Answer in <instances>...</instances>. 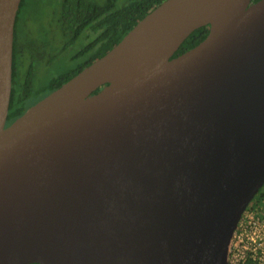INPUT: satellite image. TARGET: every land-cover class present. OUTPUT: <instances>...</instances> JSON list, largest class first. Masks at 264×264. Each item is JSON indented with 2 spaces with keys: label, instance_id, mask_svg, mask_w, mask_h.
Here are the masks:
<instances>
[{
  "label": "water",
  "instance_id": "water-1",
  "mask_svg": "<svg viewBox=\"0 0 264 264\" xmlns=\"http://www.w3.org/2000/svg\"><path fill=\"white\" fill-rule=\"evenodd\" d=\"M20 1L0 0V264H227L264 185V0H164L6 126Z\"/></svg>",
  "mask_w": 264,
  "mask_h": 264
},
{
  "label": "trees",
  "instance_id": "trees-1",
  "mask_svg": "<svg viewBox=\"0 0 264 264\" xmlns=\"http://www.w3.org/2000/svg\"><path fill=\"white\" fill-rule=\"evenodd\" d=\"M119 0H61L57 27L63 35V41L56 52L44 60L43 47L35 41L20 44L17 26L18 13L24 0L20 1L14 25V41L12 54V78L9 108L6 126L23 114L38 100L58 88L72 76L104 55L116 45L128 31L147 13L164 0H126L119 4ZM258 0H252L256 2ZM209 26H201L192 31L174 52L176 57L199 44L208 34ZM54 41V40H52ZM74 42H81L78 50L68 60L75 61L85 57L74 66L64 65L62 61H55ZM57 62L59 65L55 73L48 72L42 83L35 86L34 64L44 66ZM102 88L99 87L97 92ZM264 186L255 198L263 195ZM38 264V263H31Z\"/></svg>",
  "mask_w": 264,
  "mask_h": 264
},
{
  "label": "rangeland",
  "instance_id": "rangeland-1",
  "mask_svg": "<svg viewBox=\"0 0 264 264\" xmlns=\"http://www.w3.org/2000/svg\"><path fill=\"white\" fill-rule=\"evenodd\" d=\"M61 0H24V4L18 13L17 26L18 39L20 44L35 41L42 45L44 60L52 53L56 52L63 41V35L60 34L57 27V18L60 13ZM126 0H119V4ZM54 40V41H52ZM81 42H74L70 48L64 51L55 61H62L64 65L74 66L80 63L85 57H80L75 61L68 58L79 48ZM58 63L45 66L42 63L34 64L35 83L39 85L45 81L48 72L55 73Z\"/></svg>",
  "mask_w": 264,
  "mask_h": 264
},
{
  "label": "built area",
  "instance_id": "built-area-1",
  "mask_svg": "<svg viewBox=\"0 0 264 264\" xmlns=\"http://www.w3.org/2000/svg\"><path fill=\"white\" fill-rule=\"evenodd\" d=\"M227 264H264V193L241 214L228 244Z\"/></svg>",
  "mask_w": 264,
  "mask_h": 264
}]
</instances>
